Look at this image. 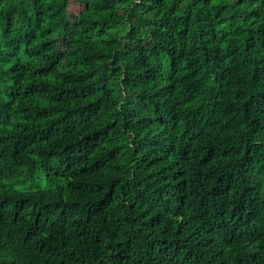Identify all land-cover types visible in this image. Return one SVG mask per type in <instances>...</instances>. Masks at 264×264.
<instances>
[{
	"label": "trees",
	"instance_id": "16d2710c",
	"mask_svg": "<svg viewBox=\"0 0 264 264\" xmlns=\"http://www.w3.org/2000/svg\"><path fill=\"white\" fill-rule=\"evenodd\" d=\"M0 264H264V0H0Z\"/></svg>",
	"mask_w": 264,
	"mask_h": 264
},
{
	"label": "rangeland",
	"instance_id": "374dc122",
	"mask_svg": "<svg viewBox=\"0 0 264 264\" xmlns=\"http://www.w3.org/2000/svg\"><path fill=\"white\" fill-rule=\"evenodd\" d=\"M78 5H73L70 9V12H74L75 10H78Z\"/></svg>",
	"mask_w": 264,
	"mask_h": 264
}]
</instances>
